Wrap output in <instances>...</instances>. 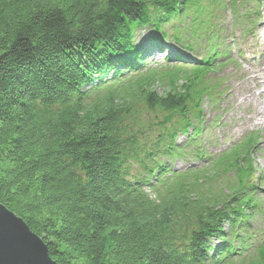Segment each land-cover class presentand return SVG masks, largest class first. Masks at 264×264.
Listing matches in <instances>:
<instances>
[{
  "label": "trees",
  "instance_id": "obj_1",
  "mask_svg": "<svg viewBox=\"0 0 264 264\" xmlns=\"http://www.w3.org/2000/svg\"><path fill=\"white\" fill-rule=\"evenodd\" d=\"M201 4L0 0V202L57 264H264L257 135L205 148L227 53Z\"/></svg>",
  "mask_w": 264,
  "mask_h": 264
},
{
  "label": "rangeland",
  "instance_id": "obj_2",
  "mask_svg": "<svg viewBox=\"0 0 264 264\" xmlns=\"http://www.w3.org/2000/svg\"><path fill=\"white\" fill-rule=\"evenodd\" d=\"M201 2L203 10L207 12V16H210V22L214 25L211 30L219 36V40H214L218 50L227 53V58H221L225 65L215 69L206 79L207 85L218 82L220 85L216 91L221 93L215 102H210L208 98L204 100L203 119L205 125L209 126V131H205L203 139H211L212 134H215L222 143V137L226 140H236L247 131L258 130L261 139L257 152L254 154V162L258 173L263 177L257 185L264 192V110L258 104L263 101L264 97L254 98L253 91L257 94L260 89L248 81L251 73L258 72V79L264 84V0H242L235 2V7H232L230 0H201ZM191 20L192 18L185 17L182 24L192 28ZM174 24L176 21H168L166 28H172ZM152 36L154 32L150 27L138 29L134 36L135 45L147 48ZM208 37L209 34L201 35L204 42L202 52L207 49ZM150 49L151 56L147 55L149 67H154L157 61L166 64L163 62V56L159 54L158 46H152ZM188 55L193 60H200L192 53ZM113 78L114 75H108L101 80L106 81ZM97 83L94 82V85ZM156 90L163 93V85L157 87ZM258 111L263 112L262 116H259ZM218 117L221 121L214 125ZM183 140L185 137H179L180 142ZM220 148L218 144L212 145L209 151L215 153ZM188 165L187 162L176 161L173 166L180 171ZM134 168L132 176L138 178L142 168L137 165Z\"/></svg>",
  "mask_w": 264,
  "mask_h": 264
},
{
  "label": "water",
  "instance_id": "obj_3",
  "mask_svg": "<svg viewBox=\"0 0 264 264\" xmlns=\"http://www.w3.org/2000/svg\"><path fill=\"white\" fill-rule=\"evenodd\" d=\"M0 264H57L44 239L1 202Z\"/></svg>",
  "mask_w": 264,
  "mask_h": 264
},
{
  "label": "bare ground",
  "instance_id": "obj_4",
  "mask_svg": "<svg viewBox=\"0 0 264 264\" xmlns=\"http://www.w3.org/2000/svg\"><path fill=\"white\" fill-rule=\"evenodd\" d=\"M259 75H258V72H254V73H251V75L249 76V78H248V81L251 83V84H254V85H256V87L258 88V89H260L259 90V92L256 94V93H254V91H253V97L254 98H258V99H261L260 97H264V84H262V83H260V81H259V77H258ZM252 97V96H251ZM233 98V97H232ZM258 101V100H257ZM258 104H260V107H263V110H264V99H263V101L260 103V102H258ZM264 112V111H263ZM263 112H259L258 111V113H259V116H262V114H263ZM251 121H253L252 119H250Z\"/></svg>",
  "mask_w": 264,
  "mask_h": 264
}]
</instances>
